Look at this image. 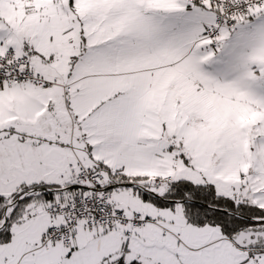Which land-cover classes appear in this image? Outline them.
Segmentation results:
<instances>
[{
	"label": "snow or ice",
	"instance_id": "snow-or-ice-1",
	"mask_svg": "<svg viewBox=\"0 0 264 264\" xmlns=\"http://www.w3.org/2000/svg\"><path fill=\"white\" fill-rule=\"evenodd\" d=\"M0 264H264V0H0Z\"/></svg>",
	"mask_w": 264,
	"mask_h": 264
}]
</instances>
